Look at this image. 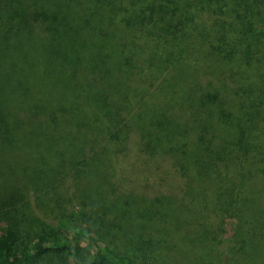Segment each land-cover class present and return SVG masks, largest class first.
Listing matches in <instances>:
<instances>
[{
  "label": "trees",
  "instance_id": "16d2710c",
  "mask_svg": "<svg viewBox=\"0 0 264 264\" xmlns=\"http://www.w3.org/2000/svg\"><path fill=\"white\" fill-rule=\"evenodd\" d=\"M228 218L264 264V0H0V264H207Z\"/></svg>",
  "mask_w": 264,
  "mask_h": 264
},
{
  "label": "rangeland",
  "instance_id": "374dc122",
  "mask_svg": "<svg viewBox=\"0 0 264 264\" xmlns=\"http://www.w3.org/2000/svg\"><path fill=\"white\" fill-rule=\"evenodd\" d=\"M44 63L47 64L48 66L51 65V63L48 60H45ZM127 203L134 204L133 208L132 207H126L124 204L121 206H116L120 210H126V215L123 217V220L121 221V225H123L125 227V230L123 231V233L125 235L130 234V232L131 233L135 232L136 224H137V222H140V220L135 219V216H138V211L135 212V206H136L135 204L136 203L132 202V201H128V200H127ZM76 205L77 204H73V202H68L67 204H65L67 212L70 213L72 208ZM142 205L147 210V212H149V213H154L156 210L159 209V207L156 205L152 206V205H149L147 203H143ZM172 210L178 211L173 206H170V208L168 209V215L167 216H172ZM181 215H182V211L178 215H176V217H180ZM187 216H188L187 213H185V215L183 217H180V219H184ZM232 224H233V219H231V218L226 219L225 223L223 224L224 226H223L222 232L219 235V239H221L220 243H219V251L221 253H223L224 257L221 258V261L219 260L220 257H215V259L209 258V262H207V264H227V255H226L227 253H225V252L228 250V247L231 245L229 237L232 235ZM82 244H84V243L80 241L79 245H82ZM131 246L133 247V249L135 251V245H131ZM131 251H133V250H131ZM191 254L186 255V257L182 261H178L176 258L170 257L168 264H175V263L182 264V262L187 261V259L190 262V264H194L193 260L188 257V256L192 257ZM91 256H93V254ZM173 259L175 261H173Z\"/></svg>",
  "mask_w": 264,
  "mask_h": 264
}]
</instances>
